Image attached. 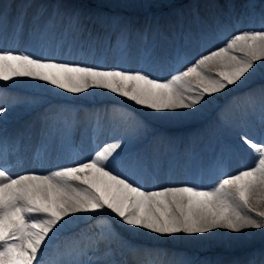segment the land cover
<instances>
[{"label":"bare ground","instance_id":"1","mask_svg":"<svg viewBox=\"0 0 264 264\" xmlns=\"http://www.w3.org/2000/svg\"><path fill=\"white\" fill-rule=\"evenodd\" d=\"M100 1L94 5L93 0H0L3 16L0 19V38L3 39L0 50L90 67L144 71L166 81L183 59L193 62L200 55L222 46L236 32L264 28V0H188L184 7L191 3L195 5L192 15L194 20H187L186 24L170 17L174 11L182 9L180 6L161 10L171 0ZM73 13L79 15L78 23L70 20ZM95 15L97 21L94 20ZM18 18L23 22L20 43L10 48L9 44H13L12 30ZM100 19L107 23L103 25ZM42 39L47 42L43 52L37 50V45L34 52L29 50L32 43ZM56 42L59 46L62 43V51L57 55L52 50ZM210 75H215V71H211ZM246 76L249 78L244 83L238 82V85L228 88L230 91L236 88V94L232 100L235 103H231V108V105L228 107L227 123L230 131L226 136L233 140V144L226 152L222 148L217 149L215 139H211L214 128L210 123L218 111L210 108V97L206 96L207 103L202 102L194 109L158 113L107 90L90 89L88 93L75 95L30 78H16L14 82L0 81V107L6 109L0 114V130L4 129L0 131V138L13 130L10 136L14 140L8 143L13 150L8 162L15 164L19 160L18 154L24 153L21 147L37 138L43 126L48 131L47 138L44 142L33 144V149H43L46 155L65 146L60 132L62 125L71 132L78 126V147L84 155L77 159L91 158L97 149L123 138L126 142L124 156L128 154L131 157L118 162L123 165L137 163L140 173L148 174L151 169L157 177V181L151 178L143 180L141 176L134 178L143 185L144 190L184 186L180 182L182 179L192 181V173L187 166L191 159L194 163L202 162L205 165L212 157L216 163L208 166V169L213 168L211 176L215 168H220L219 161L224 158L227 160V170L231 173L253 165L252 150L241 139V142L236 139L244 134L259 141L264 136V110L260 102L261 89H264V67H256L250 76ZM141 125L149 128V143L143 138L145 134H141L140 138L136 135L134 129ZM91 128H94L93 132ZM100 128L102 130L99 131ZM258 130H262L263 134L258 135ZM90 133L96 137L92 144L88 137ZM17 144L21 149L14 156L13 146ZM175 153V156L170 157ZM173 158L175 163L170 165ZM72 159L74 157L70 158V162ZM167 160L169 164L165 163ZM70 162L67 160L60 165L63 167ZM134 168L129 165L127 170ZM116 169L124 175L120 166ZM44 170H38L37 165L24 169L25 172H40L38 174L41 175L45 173ZM17 174L19 172L15 170L11 173L13 176ZM167 180L169 184H165ZM191 183L194 184L193 181ZM208 188L212 190L214 184ZM104 212V215L77 214L76 218H65L74 220V223L51 241L45 250L51 257L44 261L45 264H56L62 258H70L61 256L69 250L86 264L89 261L98 264L108 259L119 264H180L178 254L168 253L167 250L168 247L177 249L179 246L180 249L189 248V254L197 252L194 264H264V230L246 229L241 233H233L216 229L204 234L180 233L172 235L173 240H165L166 246L161 248L155 242L152 243L154 237L163 240L159 234L129 228L119 223V218L110 214L109 210L105 209ZM103 218L113 220L117 231L134 242L126 240L131 246L124 245V255L117 252L119 245L108 246V242H105V248L111 249L110 256L105 255L103 250L95 251L97 239L88 237L86 229ZM182 237H186L184 241ZM81 251L84 253L82 256L78 255ZM250 252H254V256L245 259ZM212 253L217 257L214 262L207 258ZM47 255L44 252L43 258ZM53 255L56 257L53 258Z\"/></svg>","mask_w":264,"mask_h":264},{"label":"snow or ice","instance_id":"2","mask_svg":"<svg viewBox=\"0 0 264 264\" xmlns=\"http://www.w3.org/2000/svg\"><path fill=\"white\" fill-rule=\"evenodd\" d=\"M70 20L78 23L79 15L71 14ZM21 31L23 22L18 18L14 32ZM256 67H264V28L236 32L183 70L177 67L166 81L144 71L90 67L0 50V81L30 78L75 95L90 89L107 90L158 113L207 103L206 96L244 83L249 78L246 74L250 76ZM213 70L215 75H210ZM260 102L264 110V89ZM5 111L0 107V114ZM240 139L252 150L253 165L223 174L212 190L184 185L147 191L133 176L116 169L117 161L125 158L123 138L97 149L91 158L72 159L50 175L19 176L11 175L7 165L13 149L0 138V264H45L44 252L51 241L74 223L65 218L104 215L105 209L122 225L162 236L204 234L216 229L233 233L264 230V136L257 141L242 134ZM102 250L111 255L103 237L95 244L96 252ZM61 256L70 258L56 264H86L72 250ZM98 264L119 262L108 259Z\"/></svg>","mask_w":264,"mask_h":264},{"label":"rangeland","instance_id":"3","mask_svg":"<svg viewBox=\"0 0 264 264\" xmlns=\"http://www.w3.org/2000/svg\"><path fill=\"white\" fill-rule=\"evenodd\" d=\"M187 1L188 0H171L170 4L163 5L161 10L162 9H170L171 7H179L180 6L179 8H182V9H180V10L178 9L177 11H174L173 14L170 17H172L174 20L180 19V20H182L183 23H185V21H187V20H190L191 22H193L194 19H192V15H193V11H194L193 9H194L195 5L193 3H191L189 6L185 5V7H184V4H186ZM98 2L101 3L100 0H93V3H95L94 5H98V4H96ZM96 18H98L97 15H95V19H94L95 21H97ZM100 20H102V19H100ZM101 23L104 25L107 22H104L102 20ZM177 36H179V34H177ZM190 62H192V60L183 59L181 65L179 66V69L183 70L188 65V63H190ZM235 92H236V88L234 90H232V91H230L228 89H225L223 92L214 94L212 97H210V99H211V103H209L210 108L212 107L213 109H215V111H218V114L213 117V120L210 123V126L214 128L213 135H212L211 139H215L216 148L217 149L222 148V150H224V152L228 151L230 146L233 144V140L231 138L227 137L226 134L230 131V125L227 123L229 121L228 120V115H229V110H230L228 107H229V105H231L230 106V108H231L232 107L231 103H235V101L234 102L232 101L233 98L235 97L234 96V94H236ZM205 101H207V100L205 99ZM202 102H204V101H202ZM64 115H65V113H64ZM145 125H147V123H145ZM145 125H141L140 127L135 128L134 130H135L136 135L138 136V138H140L141 134L142 135L145 134V136L143 138H145L147 143H149V141H151V134L149 132V128H146ZM44 128H45V126H43L41 131H43ZM60 132L63 134L62 139H64V141H65L67 136H68V134L71 131L69 129H67L66 126L62 125V128H61ZM257 134L258 135H262L263 134L262 130L260 132L258 130ZM236 140L240 141V138L237 137ZM231 152L232 151H230L228 153H231ZM57 154L61 155V160H63V159L66 160V161L68 160V154L67 153H63L62 150H59L58 152H54V153L53 152H49L47 155H44V153H43L42 157L47 161V163L52 162L53 165H52V167L51 166L42 167V166L39 165L38 166V170H42V168H45V170H44L45 173H43L42 175H49V174H51L49 172H54V171L58 170V168H61L56 163L57 158L59 157V155L57 156ZM125 155L126 156H125L124 160L126 158H129V156H130L128 154H125ZM212 160H213V158L209 157V159L207 161L209 163L204 162V163H206L205 166L207 167V170H209L208 169L209 168L208 167L209 164H211L214 161V160L213 161ZM219 162H220V164H218V165H219L220 168L219 169L215 168L214 174H212L211 179H210L209 174L207 172H205V173L202 172V177H201V179L199 181V185L197 186V188L200 189V187H201L202 190H210L211 188L209 189L208 186H210V184L213 183L214 187H217L218 186V179L222 178L223 174H225V173H228V174L236 173V172L231 173V171L230 172L229 171L225 172V170L222 169L225 166V165L223 166V164H222V162H226L225 158L222 161H219ZM118 164H119V162L117 161L116 167L118 166ZM36 173L38 174L40 172H36ZM23 174H29V172L28 171H26V172L23 171V172H21L20 175H23ZM18 175L19 174H17L16 176H18ZM124 175H131V176H133V178H139L135 174L124 173ZM140 176L142 177L143 180L145 179V175L144 174H142ZM203 178H205V179H203ZM200 182H202V183H200ZM79 187H83V186H79ZM162 189H164V187L160 188V190H162ZM114 224L115 223L113 222V220H110L108 218H106L104 220L96 221L91 227H87L86 234H87L88 237H90V236L91 237H95V239H97V240L101 239L102 237L105 238V242H108L107 243L108 246L119 245L120 249H118L117 252H119V254H121V255H124L125 254V253H123L124 245L127 244L126 246L130 247L131 245L129 243H132L133 241L129 240L127 237H125V235L120 234L117 231V229L115 228ZM74 228L75 227L71 228L70 230H73ZM70 230H69V232H70ZM159 236L163 240H160L159 238L156 239L154 237V239H152L153 240L152 243L155 242L161 248H163V246H166L165 243H164L165 240L166 241L173 240L172 236H166V237L165 236H161V235H159ZM85 238H86V235H85ZM182 238H183V241H184L186 237H182ZM126 240H129L130 242L128 243ZM180 247L181 246H179V248H177V249H174L172 247H168V248L165 247V248H167V250H169L168 253L171 252V253L178 254L177 259L180 261V264H194V261H195L194 259H196V257H197V252L193 251V253L190 252V254H189V251H187V250H190L189 248H186L187 250H185V249H180ZM45 253H46V255H47V253L49 254L48 251H45ZM253 253L254 252H250V254L248 256H246L245 259L252 258L254 256ZM44 258H47V256L44 257ZM207 258H208V260L210 262H214V261L217 260V257H215V254H213V253L209 254L207 256Z\"/></svg>","mask_w":264,"mask_h":264}]
</instances>
